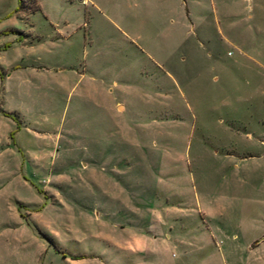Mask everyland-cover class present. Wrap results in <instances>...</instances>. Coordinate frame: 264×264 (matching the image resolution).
<instances>
[{
	"label": "rangeland",
	"instance_id": "rangeland-1",
	"mask_svg": "<svg viewBox=\"0 0 264 264\" xmlns=\"http://www.w3.org/2000/svg\"><path fill=\"white\" fill-rule=\"evenodd\" d=\"M0 264H264V0H0Z\"/></svg>",
	"mask_w": 264,
	"mask_h": 264
},
{
	"label": "crops",
	"instance_id": "crops-1",
	"mask_svg": "<svg viewBox=\"0 0 264 264\" xmlns=\"http://www.w3.org/2000/svg\"><path fill=\"white\" fill-rule=\"evenodd\" d=\"M188 14H189V11H188ZM215 21L217 22V25H218L217 26V33H218V35L222 36V30H221V28L219 26L220 23L218 22L217 19ZM191 22H192V20H191ZM191 25H192V29H193L194 28V25L193 24H191ZM215 25H216V23H215ZM205 41L208 43L209 42L208 41V38H205ZM234 46L236 47V50L238 51L239 57L240 58H243V60L245 61L244 63H248V64L249 63H253V64L256 63L257 64V62H259V61H257L258 60V58H257V52H256V48H255L254 45H252V46L250 45L249 47H247V46H244L243 44H240V43L238 44L237 43V44H234ZM206 59H207V61L209 63V64L207 63V65L209 66L211 64V62H213L212 60L217 59V55L209 54L208 53L206 55ZM241 61L236 60L233 63H234V65L238 66ZM246 81L248 82V81H250V79H247Z\"/></svg>",
	"mask_w": 264,
	"mask_h": 264
},
{
	"label": "trees",
	"instance_id": "trees-1",
	"mask_svg": "<svg viewBox=\"0 0 264 264\" xmlns=\"http://www.w3.org/2000/svg\"><path fill=\"white\" fill-rule=\"evenodd\" d=\"M23 0H19L20 5L22 4Z\"/></svg>",
	"mask_w": 264,
	"mask_h": 264
}]
</instances>
